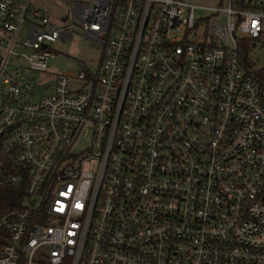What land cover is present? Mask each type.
<instances>
[{
    "label": "built area",
    "instance_id": "1",
    "mask_svg": "<svg viewBox=\"0 0 264 264\" xmlns=\"http://www.w3.org/2000/svg\"><path fill=\"white\" fill-rule=\"evenodd\" d=\"M38 1L0 0V264H264V0ZM76 28L94 72L51 70Z\"/></svg>",
    "mask_w": 264,
    "mask_h": 264
},
{
    "label": "rangeland",
    "instance_id": "2",
    "mask_svg": "<svg viewBox=\"0 0 264 264\" xmlns=\"http://www.w3.org/2000/svg\"><path fill=\"white\" fill-rule=\"evenodd\" d=\"M197 6L196 20L199 25L197 35L203 37L206 33L208 23L225 21V16L220 17L211 9L228 7V0H190ZM40 7L48 8L53 14L59 15L63 9L56 6L51 0H39ZM210 9V10H208ZM73 39L67 42H53L48 46L50 55L47 66L57 73L78 74L81 71H86L84 65L89 66L92 72L99 63L101 48L95 42L83 37L78 28L73 31ZM26 52L25 50H17ZM264 66V63L262 64ZM86 143L82 142L78 148L84 147ZM86 167H91L92 164H85Z\"/></svg>",
    "mask_w": 264,
    "mask_h": 264
},
{
    "label": "trees",
    "instance_id": "3",
    "mask_svg": "<svg viewBox=\"0 0 264 264\" xmlns=\"http://www.w3.org/2000/svg\"><path fill=\"white\" fill-rule=\"evenodd\" d=\"M240 46H239V58L240 60L245 63L246 68H251L252 63L249 59V54L252 49V45L248 40L241 39L240 40ZM248 70V69H247ZM248 75L252 76L256 80L261 79L264 81V77L260 73H251L247 71ZM20 198V195L17 192V188L5 186L0 188V217L3 213L10 210L11 208L15 207L17 205V202Z\"/></svg>",
    "mask_w": 264,
    "mask_h": 264
},
{
    "label": "water",
    "instance_id": "4",
    "mask_svg": "<svg viewBox=\"0 0 264 264\" xmlns=\"http://www.w3.org/2000/svg\"><path fill=\"white\" fill-rule=\"evenodd\" d=\"M45 46H42V48H44Z\"/></svg>",
    "mask_w": 264,
    "mask_h": 264
}]
</instances>
